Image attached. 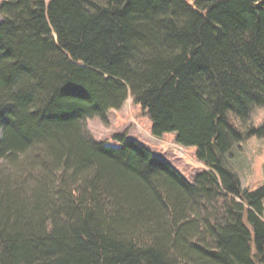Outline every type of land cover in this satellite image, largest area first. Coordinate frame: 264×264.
<instances>
[{"label": "trees", "instance_id": "16d2710c", "mask_svg": "<svg viewBox=\"0 0 264 264\" xmlns=\"http://www.w3.org/2000/svg\"><path fill=\"white\" fill-rule=\"evenodd\" d=\"M0 264H264V185L232 147L264 136V0H1ZM132 97L205 168L96 140Z\"/></svg>", "mask_w": 264, "mask_h": 264}, {"label": "rangeland", "instance_id": "374dc122", "mask_svg": "<svg viewBox=\"0 0 264 264\" xmlns=\"http://www.w3.org/2000/svg\"><path fill=\"white\" fill-rule=\"evenodd\" d=\"M250 119L255 125L264 124V105L255 107ZM86 126L96 140H106L111 145L120 144L119 139L114 137L119 133L138 140L154 155L170 163L188 182H193L195 175L205 168V164L196 156V147L178 144L175 132L153 135L150 117L141 105L133 103L131 96L120 108L110 109L106 120L98 116L87 118ZM229 162L237 171L243 187L255 189L264 185V136L253 135L234 145Z\"/></svg>", "mask_w": 264, "mask_h": 264}]
</instances>
